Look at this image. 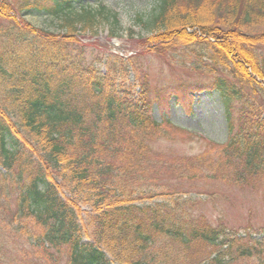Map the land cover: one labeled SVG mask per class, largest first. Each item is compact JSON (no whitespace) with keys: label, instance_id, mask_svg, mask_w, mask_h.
Wrapping results in <instances>:
<instances>
[{"label":"trees","instance_id":"1","mask_svg":"<svg viewBox=\"0 0 264 264\" xmlns=\"http://www.w3.org/2000/svg\"><path fill=\"white\" fill-rule=\"evenodd\" d=\"M103 1L0 0V264H264V230L213 223L167 180L264 189V0H148L134 16L149 49L198 47L194 71L212 77L180 96L224 106L227 142L181 158L152 148L187 130L134 92V59L82 43L103 23L118 35Z\"/></svg>","mask_w":264,"mask_h":264},{"label":"rangeland","instance_id":"2","mask_svg":"<svg viewBox=\"0 0 264 264\" xmlns=\"http://www.w3.org/2000/svg\"><path fill=\"white\" fill-rule=\"evenodd\" d=\"M9 1L16 7L21 0ZM147 3L148 0H104L103 4L117 14L120 29L118 35L112 36L109 25L103 23L96 29L97 33H83L82 43H92L99 50L103 49L125 59H134L137 64L133 72L129 73L127 81L135 87L134 92H144V95L151 97L152 115L158 121L168 119L173 125L187 130V133H181L174 141L167 138L153 140L152 148L155 152L163 153L169 158L192 157L210 152L213 147L215 149L214 144L221 146L228 140L223 103L215 94L206 91L196 93L190 102L180 95L186 87L206 84L212 75L204 74L201 70L194 71L196 65H199L195 55V49L198 47L184 50L179 47L177 52H172L173 50H165L166 42L155 50L145 45V39L140 38L143 35L149 37L151 34L136 27L133 19L137 13L142 14L148 9ZM23 17L34 29L37 28L38 32L49 30L56 35L62 33L58 23L48 17L44 18L39 14H23ZM3 23L5 22H0V31ZM195 31L189 30L190 33ZM256 46V53L264 63V44ZM88 59L94 60L93 57ZM100 65V70H107V64ZM256 79L264 87V80L260 76ZM192 83L195 85H191ZM215 150H219V147ZM167 180L174 183L172 191L176 192V195L199 200L196 201V209L207 215L213 223L221 220L226 226L254 234H260L264 230L262 187L259 190L249 186L235 188L226 180L206 181L192 187L173 177Z\"/></svg>","mask_w":264,"mask_h":264}]
</instances>
